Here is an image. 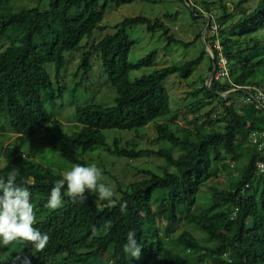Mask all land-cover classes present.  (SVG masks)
I'll use <instances>...</instances> for the list:
<instances>
[{"label": "trees", "instance_id": "16d2710c", "mask_svg": "<svg viewBox=\"0 0 264 264\" xmlns=\"http://www.w3.org/2000/svg\"><path fill=\"white\" fill-rule=\"evenodd\" d=\"M9 1L0 0V40L5 42L0 46V116L7 119L10 134L29 141L43 131L41 145L59 151L72 165H83L77 156L101 148L110 156L129 161L153 156L166 166L156 172L137 170L141 182L125 186L117 183L116 207H106L107 202L98 193L89 192L84 203H73L65 194L63 207L48 211L45 205L50 189L63 178L62 173L30 160L9 145H1L4 166L0 178L6 180L14 167L19 169L16 183L32 193L34 227L48 234L50 241L37 252L31 242L18 240L10 262L0 260V264H264V174H257L260 159L248 142L252 132L264 131V110L246 101L256 90L264 93V0H256L253 8L243 7L248 0H240L234 11H228L223 0H184L194 14L183 0H176L193 23L203 14L209 15L204 46L209 45L215 55L214 43L218 41L230 77V82L213 80L209 88L203 80L199 86L190 84L192 90L187 96L193 102L187 112L192 117L184 120L187 128L176 131L156 124L159 119L171 116L170 122H174L179 117L170 108L163 83L174 75L190 78L204 59V51L183 64L130 81L131 72L151 68L157 56L154 50L136 63L128 61L134 46L127 33L130 28L143 26L151 34L160 31L167 47H188L192 43L176 40L158 19L137 16L114 25V32L96 44L88 48L84 44L95 31L104 29L101 24L109 7L155 5L165 0H47L45 10L14 9ZM212 24L218 28L215 36L210 34ZM77 52L81 57L75 76L90 77L95 54L115 98L113 106H77L76 132L68 135L45 110L44 99H56L45 66L53 65L59 77L65 54ZM209 62L211 72L210 58ZM231 90L235 92L220 97ZM213 104L216 106L200 113ZM149 124L155 125L153 142H166L171 150L139 149L132 141L120 145L116 137L111 145L106 142L104 133L110 130L134 132L137 139H142L139 130ZM4 131L0 126V135ZM239 163H244L239 176L222 185L220 176H230ZM200 194L205 204L198 205ZM124 201L127 207L122 211L119 205ZM107 221L112 228L105 235L103 225ZM129 231L136 233L142 246L139 260L123 252Z\"/></svg>", "mask_w": 264, "mask_h": 264}, {"label": "rangeland", "instance_id": "374dc122", "mask_svg": "<svg viewBox=\"0 0 264 264\" xmlns=\"http://www.w3.org/2000/svg\"><path fill=\"white\" fill-rule=\"evenodd\" d=\"M191 1L194 3L193 0ZM239 1L240 0H223V3L226 8H228V11H234L235 4ZM47 4V0H41L40 2L37 0L9 1V5L14 9H18L22 6L27 9L38 8L39 10H45ZM255 4L256 0H248L247 3L243 4V7L253 8ZM213 12L217 13V10H213ZM169 15L171 16L170 18L167 17ZM137 16H143L150 20H160L169 30V34L176 40L186 44H192L188 47H183L181 45L167 47L166 40L161 37L160 31L151 34L148 33L143 26L130 28L127 33L130 40L134 42V46L128 56V61L130 63H136L151 51H157L154 65L151 68L131 72L129 75L130 81L140 78L143 75L151 74L155 70H159L163 67L183 64L197 58L202 51L205 52V46L202 39V33L205 28L203 18L208 17L209 15L203 14L202 17H196L198 21L193 23L189 18L188 12L176 0H165L164 3L155 5L133 3L117 9L109 7L105 12V17L101 24L104 29L102 31H95L92 38L86 40L84 44H86L87 48L96 44L102 37L114 32V25L124 19ZM199 34L201 37L198 40H195ZM4 43V41L0 40V46ZM206 48H209V45H206ZM80 57L81 53L79 52L71 55L65 54V67L61 70L59 77H57L53 65L45 66V70L50 75L56 99H44V107L46 112L52 116L53 119L59 121L63 125V131L68 135H72L76 132L74 110L77 106L84 104H96L105 107L114 105L115 93L109 86L106 76L101 73L100 62L95 54L92 56L91 64L93 71L91 72L90 77L86 80L82 79L81 75L78 77L75 76ZM209 63V57L206 53L200 66L194 70L190 78L183 79L178 75H174L164 81L163 86L170 97V108L173 110V113L178 112L179 117L174 122H170L171 116L159 119L156 124L167 125L173 131H176L181 127H188L184 120L186 117H188V119L192 117L190 113L187 112V108L189 107V104L193 102V99L187 96V93L192 90L188 86L190 84H196V86H199L202 80L205 85L207 84V78L210 75ZM60 88L61 90H59ZM60 91L62 94H59ZM213 106H216V104L203 108L200 110V113H204V111H207ZM218 112L219 111H217V113ZM0 126L5 128V131L0 135V146L9 145L10 148L17 149L25 155L30 156V160L49 166L55 172H61L62 176L64 173L71 170L72 164L66 162L64 158L61 157V154H59V151H53L41 145L39 138L40 135L44 133L43 131H40V135L36 136L34 139L27 141L19 140L13 134H10L7 126V119L4 115L0 116ZM104 134L106 136V142L109 145H111L113 138L116 137L120 140V145H123L127 141H132L137 144L139 149H172L166 142H153L156 136L154 124H149L145 128L139 130V135L142 136V139H137L134 132L110 130L106 131ZM100 149L101 148H97L91 154L79 155L77 158L84 166H90L92 163H95L100 169H102L104 180L99 182H103L107 186L113 187L116 197H119L116 190L117 183L125 186L131 182H141L143 180L142 176L137 174V170L156 172L158 167L165 168L166 166L162 159L153 156H145L135 161H129L126 158L110 156ZM174 155L177 157L178 153H174ZM243 165L244 163L237 164L235 172H231L230 176L228 174L226 177L225 175H221L219 181L222 185H227L228 182H234L237 176L242 172ZM3 166L4 161L0 158V168ZM97 203L99 204V202ZM201 203L205 204L200 194L198 197V205H202ZM48 211L51 210L49 209ZM188 230L195 236L203 238V234L201 235L197 230L191 229L190 227H188ZM17 241H13L7 246L0 243V260L6 263L10 262V255L12 254V250L15 249V243Z\"/></svg>", "mask_w": 264, "mask_h": 264}, {"label": "clouds", "instance_id": "9594fccd", "mask_svg": "<svg viewBox=\"0 0 264 264\" xmlns=\"http://www.w3.org/2000/svg\"><path fill=\"white\" fill-rule=\"evenodd\" d=\"M264 149V144H260ZM19 169L13 168L7 175L6 180L0 178V243L4 246L13 241L21 240L31 242L37 252L44 250L50 236L42 233L34 227L36 223L35 206L31 202L32 193L29 188L16 183ZM102 169L95 163L90 166L74 164L71 170L63 174V178L57 180L50 189L49 198L45 205L50 210L63 207L65 194L73 203H84L88 199L86 193L96 192L101 200L106 201V207L117 206L116 193L113 187L103 182ZM66 191H62L65 190ZM123 211L127 207V201L120 203ZM112 228L111 221L103 225L104 234L107 235ZM93 234L97 229L93 226ZM123 252L131 259L139 260L142 255V246L136 239V233H127L126 243L123 245Z\"/></svg>", "mask_w": 264, "mask_h": 264}, {"label": "built area", "instance_id": "2783aa9c", "mask_svg": "<svg viewBox=\"0 0 264 264\" xmlns=\"http://www.w3.org/2000/svg\"><path fill=\"white\" fill-rule=\"evenodd\" d=\"M217 30H218L217 26L215 24H212L210 28L211 36H215L217 34ZM214 45H215L214 46L215 55L208 48L215 61V74L213 80L230 82L228 61L224 57L222 53V48L219 45L218 41H215ZM246 101L250 104H254L255 105L254 107L256 109L264 110L263 92L256 90L253 95L251 94L248 95ZM248 142L250 145L255 147L258 154V158L260 159L256 168L257 174H264V149L260 148V144H264V131L252 132L248 137ZM231 167H233V165H231Z\"/></svg>", "mask_w": 264, "mask_h": 264}, {"label": "water", "instance_id": "95a60500", "mask_svg": "<svg viewBox=\"0 0 264 264\" xmlns=\"http://www.w3.org/2000/svg\"><path fill=\"white\" fill-rule=\"evenodd\" d=\"M184 4L194 14L192 8L187 4V2L184 1ZM204 18L206 19V25H205V28H204L203 33H202V39H203L204 35L207 33V31L209 29V26H210V17L208 16V17H204ZM203 42H204V40H203ZM205 52L207 53L208 57L210 58L211 65H212V71L210 72V75L207 78V84H206V87L209 88L211 82L213 81V77H214V74H215V61H214V59H213V57H212V55L210 53V50L208 48H206V46H205ZM234 92H235V90H231L230 92H227L224 95H220V97L225 98V97L229 96L230 94H232Z\"/></svg>", "mask_w": 264, "mask_h": 264}]
</instances>
